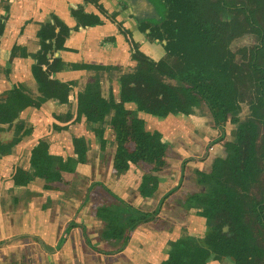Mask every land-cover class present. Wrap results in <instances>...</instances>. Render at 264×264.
<instances>
[{
  "label": "crops",
  "instance_id": "0c3cea01",
  "mask_svg": "<svg viewBox=\"0 0 264 264\" xmlns=\"http://www.w3.org/2000/svg\"><path fill=\"white\" fill-rule=\"evenodd\" d=\"M1 1L7 4L8 9L0 8V20L4 22L6 19L0 46V67L6 72L0 74V94L14 88L33 89L36 86L31 75L33 60L30 56L28 58V54L39 50L38 30L41 25L52 22V16L55 21L73 28L76 22L70 12L81 5L82 0ZM105 9L112 12L110 7ZM86 10L97 14L104 23L70 32L64 43L65 50L60 53L63 62L131 65L129 47L116 23L107 20L90 4ZM14 45L19 50L13 51ZM83 77L84 72L69 69L57 75L62 82L79 83ZM128 107L135 110L133 105ZM65 110V107L57 108L53 101L39 109H31L28 123L34 127L32 137L17 144L0 167V264H159L168 250L167 242L178 238V228L171 219L178 213L171 211L170 205L162 209L154 223L135 229L120 252L121 241L103 238L104 226L95 217V206L108 199L106 192H109L133 208L149 212L177 182L180 159L192 156V148L208 143L211 133L212 136L214 134L213 125L196 117L161 120L139 113L138 117L144 121L146 129L159 132L168 145L169 169L156 175L159 186L149 202L142 201L138 191L143 169L131 166L124 175L113 176L114 134L108 127L104 133L105 149L101 150L99 145L92 143L86 163L79 165L73 174H64L66 184L52 190L35 184L15 191L13 178L16 170L27 167L30 147L37 140L49 137L50 151L55 156L66 158L73 151L71 137L78 138L85 133L84 123L58 132L57 127L65 125L57 122L55 117ZM206 165L199 164L203 170ZM188 166L198 167L195 163ZM183 185L181 192L190 193L189 183L184 182ZM172 199L179 198L173 196ZM145 202L149 204L145 205ZM167 203L170 204L171 199Z\"/></svg>",
  "mask_w": 264,
  "mask_h": 264
},
{
  "label": "flooded vegetation",
  "instance_id": "af4514ba",
  "mask_svg": "<svg viewBox=\"0 0 264 264\" xmlns=\"http://www.w3.org/2000/svg\"><path fill=\"white\" fill-rule=\"evenodd\" d=\"M253 1L255 0H82V4L70 12L71 17L76 22L73 28H69L61 22L55 21L54 16H52L53 21L49 24L41 25V28L37 32L39 50L35 54H28V58L30 56L33 60L31 75L36 86L33 89L14 88L13 90L0 94V104L5 102L9 92L16 91L21 93L24 90H30L34 95L33 103L20 113L23 119L15 123L14 121L19 119V115L18 118L12 119L9 123H0V167L3 166L4 159L10 156L13 148L17 144L25 142L29 137H32L34 127L28 123L31 109H39L48 101L55 102L57 108L65 107L66 109L65 112L55 117L57 122L65 125V127H57L59 130L58 132L67 131L76 124L84 123L85 133L78 138L84 137L88 140L89 150H91L92 143L96 146L99 145L92 132L95 123L90 125L87 123L85 117H81L79 118L80 121L74 122L77 111V96L89 83H93L92 77L95 75L94 72H88L86 69L74 68L75 66L85 65L110 68L109 71H99L96 73L99 76V81L95 84L104 96L112 93L115 101L119 102L120 96L123 94V87H125L120 77L134 75L138 69V63L148 64L152 69L159 70L163 76V71L166 70L168 66H172L175 63H178L177 66L179 64L184 65L187 62V57L190 55L193 56V58L198 57L200 58L199 60H203L201 57V47L206 45H220L224 47L223 52H225L226 59L229 62L232 58L234 63L240 64L242 58L245 56L243 49L257 44L258 39L253 32L231 36L232 30L236 29L237 26L244 28L248 27L247 18L250 13H264V0L262 8L252 7ZM129 2L133 3V6H131ZM89 4L94 6L96 11L107 20L114 24L116 23L123 41L129 47V60L131 65L123 67L122 65L105 66L83 63L67 64L63 62L60 53L65 50L64 43L70 36V32L102 26L104 23L97 14L87 12L86 9ZM106 7H110L112 12H107L105 9ZM0 8L4 10L8 9V6L4 1L0 0ZM132 10L136 15L133 14ZM5 21L6 19H4V22L0 20V46L4 38ZM250 23L252 24V22ZM255 29H258V25L255 26ZM242 37H251L253 38V40L251 39L253 42L233 49L234 43ZM12 50H19V47L14 45ZM24 53L27 55L25 51ZM57 59L61 60L62 69L58 72H50V74H47V67L52 65ZM36 65L41 67L42 72L47 76V81H57L56 86L49 90L46 101H42L43 103L41 104L38 102L41 95L38 93V85L32 72L33 66ZM202 66L207 68V62L205 60ZM43 67H45V70H43ZM66 69L84 72L83 79L79 83L74 81H60L57 75ZM4 70L0 67V74L1 72L5 73L6 69ZM165 78L167 83L172 82L168 77ZM134 81H136L134 83L137 85L138 81L136 79ZM70 82L74 83L69 95L71 106L61 104L55 96L59 84ZM135 84L132 83L129 85L130 89L133 91H135ZM124 91L126 93L131 92L126 89ZM164 92L167 93L166 90ZM164 95L165 94L159 96V99L163 100ZM145 97L149 100L146 104L141 103L140 99L136 98L131 102H124L123 107L131 111L128 106L133 105L135 110L131 112H133L137 118H139V113L149 114L147 113L148 110L166 109L163 108V106L158 107L154 105L155 100L151 97L150 93L145 92ZM181 100L182 99L179 97L177 104L180 102L184 103V100ZM34 101H37V103ZM181 103L177 105V108H179ZM165 105H167L166 102ZM243 107L239 117L240 121L244 120L248 111L246 107ZM68 113L72 115L70 116ZM150 115L158 117L161 120L175 117H182L185 119H190V117L201 118L205 121L202 120L203 123L213 125L214 132L213 136L211 133V137H209V141L205 146L198 148L196 153L194 151L195 149L192 148L190 151L192 156L180 159V165L176 171L177 182L167 190L164 196H162L159 204L149 211L150 213L156 212L154 215L156 217L155 221L166 205H170L171 211L178 213V216L174 219L171 217L173 223H175L178 228V238L167 242L168 250L165 254V258L159 264H165L168 260H171V264H264V248H256L247 245V241L244 238L246 237V230L240 226L236 219H231L233 210L230 202L231 186L234 185V182H241V179H239L236 174L238 172L240 175H246L249 172V164L253 158V148L256 144L257 134H263L264 130L259 129L256 132L252 128H249L246 134L242 135L239 134L236 126L227 123L228 125L226 124L227 126L223 135L216 129L215 124L207 119L206 114L204 117H199L196 114L185 116L183 113L181 115H168L166 117H159L153 114ZM20 125L26 127V130L29 128L31 130L30 134L25 135L22 131L17 133L16 126ZM107 127H105V132ZM108 128L110 129V127ZM144 128L148 132H157L147 130L145 125ZM230 128H233L234 132H229ZM260 130H262V132H260ZM111 132L114 134L112 130ZM48 138L49 137L39 140L46 142L49 146L48 154L50 156H55V154L50 151V144L47 142ZM78 138L74 136L71 137L72 149H74L75 139ZM250 138L253 139L251 145ZM15 139H19L20 142L13 145ZM39 140H37L36 143ZM36 143L30 147L29 158ZM227 144H233V147L228 149L229 147ZM249 145L250 147L247 149ZM112 146L114 150V141ZM215 149L217 150L214 151ZM219 149H222L227 157L215 155L219 152ZM232 150L236 152L232 153ZM71 155H67L66 157ZM228 158L232 168L231 171L234 174L233 182L207 177L213 169L215 160H227ZM165 161L167 168L164 171L169 169L168 149ZM189 163H195L198 167L190 168L188 166ZM201 163H207L204 170L199 166ZM30 168L31 166L28 161V165L24 170H29ZM184 182L189 183L191 189L190 193L186 194L181 192ZM41 185L43 186L42 183ZM158 186L159 183L155 192ZM212 186H217L221 189L218 191H211L209 187ZM196 194L200 195L198 201H196L197 199L189 200V197ZM173 196L179 199H172ZM203 196L206 198L205 202H202L204 201ZM162 199L163 201L161 203ZM169 199H171V203L165 204ZM147 204L149 203L145 202V205ZM198 204H200V208L196 207ZM135 209L138 210V208ZM129 216L130 214L128 212L122 214L123 220ZM155 221L147 224L154 223ZM256 234L259 236L261 235L260 232ZM115 240L121 241L122 245V240L117 237H115ZM129 240L126 244H128ZM124 248L125 246L121 249L119 248L118 252L122 251Z\"/></svg>",
  "mask_w": 264,
  "mask_h": 264
},
{
  "label": "trees",
  "instance_id": "16d2710c",
  "mask_svg": "<svg viewBox=\"0 0 264 264\" xmlns=\"http://www.w3.org/2000/svg\"><path fill=\"white\" fill-rule=\"evenodd\" d=\"M252 3L253 6H250L254 8L263 7V0H255ZM247 24L246 28L237 26L232 30L231 36L253 32L257 36L258 43L243 49L245 56L240 64L234 63L232 58L229 62L223 52L224 47L220 45L201 47L203 60L190 55L187 57L186 64L177 66L178 63H175L168 66L163 71V76L159 70L152 69L148 64L138 63V69L134 75L120 77L125 87L119 102L115 101L112 93L104 96L95 84L99 81L96 73L109 71L110 68L85 65L74 67L95 73L92 77L94 84L89 83L77 96L74 122L85 117L90 125L95 123L92 132L102 150L107 143L103 139L105 127H110L115 135L113 175L115 177L124 175L131 166L145 170L138 190L145 201H149L155 193L158 185L156 175L167 168L165 161L167 146L161 141L162 137L159 133L146 131L144 121L137 118L133 112L126 110L123 103L139 98L141 103L146 104L149 100L145 97V92H148L155 100L154 105L166 108L148 110L149 114L159 117L182 113L185 116L196 114L204 117L206 114L207 119L213 122L216 129L223 135L228 124L236 126L239 134L242 135H245L249 128L256 132L259 129L264 130V13H250ZM254 25H258V29H255ZM46 38L48 39L47 36ZM204 60L207 62V68L202 66ZM61 69V60L57 59L47 67V74ZM32 72L38 85V93L41 95L38 100L41 104L42 101H46L49 90L56 86L57 81H47V76L39 65L33 66ZM165 77L172 82L167 83ZM134 78L138 81L137 85L134 83L136 82ZM132 83L135 84V91L129 87ZM73 86L72 82L58 85L55 96L61 104L71 106L69 95ZM125 89L131 92L126 93ZM165 90L167 93L164 92ZM163 94H165L164 99L160 100L159 96ZM179 97L181 101L184 100V103L180 102L181 105L177 108L180 104H177ZM33 100L34 95L30 90H24L21 93L9 92L5 102L0 104V123H9L12 119L18 118L20 113L33 103ZM34 102L37 103V101ZM243 106L248 111L244 120L240 121ZM68 115L72 114L68 113ZM16 130L17 133L22 131L25 135L31 132L23 125L16 126ZM19 142V139H15L13 145ZM227 145L228 149L233 147V144ZM48 147L43 140L35 144L29 158L31 168L17 169L15 173L13 178L15 191H20L30 184L42 183L43 188L47 190L66 184L64 174H73L79 165L85 164L90 149L88 140L84 137L75 139L72 155L66 158L50 156ZM253 151L249 172L246 175H240L237 172L236 176L241 179V182H234L230 188V202L233 210L231 219H236L246 230L244 238L248 246L264 248V132L257 134ZM231 169L229 158L217 159L207 177L233 182L234 174ZM97 187L103 189L102 186L97 185ZM209 189L218 191L221 188L212 186ZM106 193L109 198L102 200V204H96L95 217L103 223V238L117 237L122 240L121 248H123L138 226L155 221L156 212L136 210L109 192ZM190 199L198 201L200 195H192ZM203 199L202 202H205L204 196ZM200 204L196 207L200 208ZM127 212L130 216L123 220L122 214ZM258 232L261 233L260 236L256 234ZM165 264H171V260Z\"/></svg>",
  "mask_w": 264,
  "mask_h": 264
},
{
  "label": "rangeland",
  "instance_id": "374dc122",
  "mask_svg": "<svg viewBox=\"0 0 264 264\" xmlns=\"http://www.w3.org/2000/svg\"><path fill=\"white\" fill-rule=\"evenodd\" d=\"M253 38H251V37H242V38H240V39H238L235 43H234V45H233V49H236L237 47H241V46H244V45H246V44H250V43H252L253 41ZM245 108V107H244ZM234 128V127H233ZM233 128H230V130H229V132H234V129ZM260 132H262V130H260ZM164 141V139L162 140V142ZM252 141H253V139L252 138H250V145H251V143H252ZM249 142V141H248ZM166 146H168L165 142H163ZM250 145L247 147V149L250 147ZM200 147H203L201 144L199 145ZM199 147L198 146H196L194 149V151H195V153L197 152V149H198ZM167 149H168V147H167ZM217 149H215L214 151H216ZM233 152L232 153H235L236 151L235 150H232ZM215 155H222V157H227V155L225 154V152L222 150V149H219V152L218 153H216ZM144 173V172H143ZM114 176V175H113ZM115 177V176H114ZM102 196L104 197V198H106V196L104 195V194H102ZM142 199V198H141ZM142 201H145L144 199H142Z\"/></svg>",
  "mask_w": 264,
  "mask_h": 264
},
{
  "label": "water",
  "instance_id": "95a60500",
  "mask_svg": "<svg viewBox=\"0 0 264 264\" xmlns=\"http://www.w3.org/2000/svg\"><path fill=\"white\" fill-rule=\"evenodd\" d=\"M130 2H131V1H130ZM130 2H129V3H130ZM130 4H131V6H133V5H132L133 3H130ZM132 11H133V10H132ZM133 14L136 15V14L134 13V11H133ZM56 55H57V54H56ZM43 70H45V67H43ZM21 119H23V117L20 115L19 119H18V120H15L14 122H15V123H18L19 120H21ZM163 199H164V198H163ZM163 199L161 200V203H162Z\"/></svg>",
  "mask_w": 264,
  "mask_h": 264
}]
</instances>
